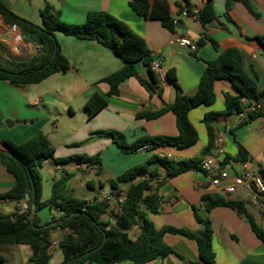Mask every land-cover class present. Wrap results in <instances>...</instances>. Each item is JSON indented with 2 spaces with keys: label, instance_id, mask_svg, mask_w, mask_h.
Listing matches in <instances>:
<instances>
[{
  "label": "crops",
  "instance_id": "0c3cea01",
  "mask_svg": "<svg viewBox=\"0 0 264 264\" xmlns=\"http://www.w3.org/2000/svg\"><path fill=\"white\" fill-rule=\"evenodd\" d=\"M168 1L174 19L173 31L164 28L159 21L136 15L129 7V0H0L14 14L34 24L38 22L40 24L39 10L46 3L53 12L60 14L64 22L72 24L83 23L90 11L108 12L141 36L151 54L161 59L160 68L163 78L158 77L157 88L153 91L146 89L136 78L130 77L120 83L117 95L108 96L106 95L108 87L100 82V79L120 68L121 61L95 42L57 34L61 52L71 67L68 72H74V77L84 75L86 78L84 88L78 94L75 93L65 99L69 116L75 115L74 106L83 107V121L73 135L59 139L57 142L53 141L46 131L47 125L52 120L50 116L52 102L48 97L54 91L59 93L63 90V86L51 88L49 85H42L47 78L61 72H56L37 84L23 86H15L7 80L0 79V149L6 151L3 144L5 140L22 143L41 131L54 147V158L73 155H98L100 158V169L97 165L87 166L73 161L57 164L52 159L45 160L38 170L41 177L42 201L50 197L52 184L61 176L68 175L64 192L66 195L87 202L108 197V211L114 213L117 208V194H124L126 185H119L116 190H111L110 181L126 170L143 164L153 154L166 155L174 161L191 158L202 160L206 155L215 154L214 147L207 153H202L208 144V135L202 117L207 112L223 111L224 93L239 95L237 89L227 80L214 82L215 101L212 105H200L189 111L188 119L197 133V141L189 147H143L133 153H123L111 138L96 133L114 130L122 133L128 143L143 136L177 135L175 115L172 111H166L151 120L135 117L138 112L159 110L165 104L174 101L175 89L165 78L167 71H173L183 94L193 96L206 63L215 60L226 49L236 48L242 53L244 71L255 77L257 89H264V48L255 39V37H264V0H245L248 6L236 1L231 3L227 14L226 0H212L216 17L205 25H202L198 19L197 12L205 5L206 0H188L189 14L179 11L175 5L176 2L180 3V0ZM180 38H187L196 49L191 51L187 46L181 45ZM207 38L212 39L216 46L214 47ZM0 43L15 60H27L38 50V46L26 41L19 30L13 32L10 26L2 21L1 16ZM136 69L140 76L146 80L150 79L148 69L141 62L137 63ZM93 92L104 96L107 105L88 118L84 103ZM237 123L235 118L227 117L211 124L213 135L220 136L223 140L221 158L234 157L238 143L252 158L248 162L250 168L260 174V171H264V118H258L239 127ZM230 129H235L234 136L229 133ZM70 145L73 148H69ZM226 163L228 168L241 169L240 163L232 159H228ZM150 168L154 169L156 166ZM157 169L159 178H163L164 171L159 167ZM77 173L81 177H78ZM206 181L205 174L200 171H188L167 179L159 188L161 196L159 213H146V218L156 229L169 225L197 231L201 226L194 218L192 208H195L200 217L210 222L213 264H264V241L255 236L246 219L228 207H215L206 211L201 200L203 194L216 193L228 199L243 201L254 221L264 229V194L255 196L250 191L240 189L235 194L226 196L197 185ZM14 183L13 176L0 164V213L2 214L13 213L20 203V201L14 203V200L1 198V195L13 187ZM59 214L57 209L48 205L35 212L40 225L51 223V219ZM101 219L114 222L108 213H103ZM127 234L129 238L135 239L138 235L137 226L128 229ZM60 236L61 232L58 229L51 233L52 245L48 251L50 254L48 264H59L62 261V254L57 246ZM163 240L174 253L158 257L146 264L198 262L194 241L172 234H165ZM0 255L3 257L0 264H27L30 249L26 245L0 243Z\"/></svg>",
  "mask_w": 264,
  "mask_h": 264
},
{
  "label": "trees",
  "instance_id": "16d2710c",
  "mask_svg": "<svg viewBox=\"0 0 264 264\" xmlns=\"http://www.w3.org/2000/svg\"><path fill=\"white\" fill-rule=\"evenodd\" d=\"M236 1L248 6L245 0H226V14L231 3ZM128 4L136 15L159 21L167 30H174V19L170 13L168 0H129ZM175 5L179 11L190 13L188 0H180V3L176 2ZM0 16L6 25H16L26 41L38 46V50L31 58L21 61L11 58L6 47L0 43L1 80H7L15 86H23L37 84L56 72H68L71 67L61 52L57 39V34H60L95 42L121 61L120 68L100 79V82L108 87L106 95H117L120 83L130 77L136 78L150 91L157 88L158 76L151 70V63L155 57L147 48L145 40L108 12L90 11L83 23L72 24L64 22L60 14L53 12L50 5L46 3L39 10L40 25H37L14 14L0 2ZM197 17L202 25L216 17L212 0H206L205 5L197 12ZM255 39L264 48V37H255ZM209 41L214 47L216 46L212 39ZM139 62L148 69L149 80L137 72L136 65ZM165 78L175 89L174 101L171 104H165L159 110L138 112L135 117L151 120L158 118L166 111H172L175 115L177 135L143 136L128 143L122 133L114 130L96 133L111 138L123 153H133L143 147H189L197 141V133L188 119V113L197 106H210L214 103L213 84L216 80L230 81L239 95L224 93L223 111H211L203 115L202 123L208 135V144L203 154L213 147L214 135L211 126L213 122L235 117L253 102L258 107L248 112L245 118L236 119L237 126L264 118V89H257L255 77H251L244 71L242 53L236 48H228L215 60L206 63L193 96L181 92L173 71H167ZM106 105L105 97L93 92L85 101L84 110L87 117L91 118ZM234 130H229L232 136H234ZM3 144L7 150L0 149V164L13 176L15 183L1 195V198L24 201L27 204V210L21 211L15 208L11 214L0 213V243L28 246L30 256L27 264H48L50 259L48 251L52 245L51 233L55 229L61 232L57 242L62 254V261L59 264H146L158 257L174 253L163 240L165 234L179 235L195 242L198 262L192 264H213L210 222L200 217L195 208H192L193 215L201 226L197 231L169 225L156 229L145 215L159 213L161 203L159 188L167 179L188 171L203 172L200 159L174 161L166 155L153 154L143 164L126 170L110 181L111 190H116L119 185H126L119 211L113 213L108 211L109 204L105 199L87 202L66 195L64 192L68 175H63L55 181L51 186L50 197L45 201L41 200V177L38 170L45 160L52 159L57 164L73 161L87 166L97 165L100 169L101 161L98 155L54 158V147L41 131L22 143L5 140ZM228 159L241 163L251 161L252 158L237 143V152L234 157L224 156L223 162H227ZM151 166L156 168L151 169ZM157 167L164 171L163 178H159ZM260 175L264 177V171H260ZM33 200L35 212L45 205L60 212L58 216L51 219L55 225L45 224L46 227H44L45 225L39 224L35 214L31 217ZM201 200L206 211L215 207L233 209L246 219L255 236L264 241V229L257 225L243 201L228 199L216 193L203 194ZM103 213H108L114 222L101 219ZM133 226L138 228L135 239L129 238L127 234V230ZM2 261L3 257L0 255V262Z\"/></svg>",
  "mask_w": 264,
  "mask_h": 264
},
{
  "label": "built area",
  "instance_id": "2783aa9c",
  "mask_svg": "<svg viewBox=\"0 0 264 264\" xmlns=\"http://www.w3.org/2000/svg\"><path fill=\"white\" fill-rule=\"evenodd\" d=\"M259 1V0H254ZM13 32H17L19 29L16 25L10 26ZM179 43L187 46L191 51L196 49V46L191 43L187 38H180ZM161 59L155 56L151 63V70H153L159 78H163V73L160 68ZM258 105L256 103L249 104L241 113L236 115L235 119H243L246 114ZM213 147L215 154L206 155L201 160V168L205 174L207 181L205 183H198V186H204L212 192H220L226 196L235 194L240 189L252 192L255 196L264 194V177L259 173L254 172L248 162H241V169L236 170L234 167L228 168L226 162H223V140L220 136H214ZM124 194L117 195V208L114 213L119 211V204L123 201ZM108 197L105 198L107 201ZM19 210H27V204L24 201H20L18 207Z\"/></svg>",
  "mask_w": 264,
  "mask_h": 264
},
{
  "label": "rangeland",
  "instance_id": "374dc122",
  "mask_svg": "<svg viewBox=\"0 0 264 264\" xmlns=\"http://www.w3.org/2000/svg\"><path fill=\"white\" fill-rule=\"evenodd\" d=\"M37 25H40L39 22ZM56 76V77H55ZM85 76L74 77V72H68L66 74L58 73L47 78L43 83L46 86L53 88L58 85L63 86V90L59 93L52 92L49 95V101L52 103L50 116L52 118L51 122L47 125V133L50 135L53 141H58L59 139L67 138L70 135H73L77 131L78 126L83 121V107L74 106V116H69L68 108L65 106V99L67 97H72L73 94H78L85 86ZM44 88V87H41ZM69 148H73L72 145ZM78 177H81L77 173ZM79 197V195H77ZM59 250V249H58ZM60 251V250H59Z\"/></svg>",
  "mask_w": 264,
  "mask_h": 264
},
{
  "label": "water",
  "instance_id": "95a60500",
  "mask_svg": "<svg viewBox=\"0 0 264 264\" xmlns=\"http://www.w3.org/2000/svg\"><path fill=\"white\" fill-rule=\"evenodd\" d=\"M6 124H7V122H6ZM5 149L7 150L6 146H5ZM14 203H15V201H14ZM34 214H35V202L33 200L32 203H31V213H30L31 217H33ZM48 225H52L53 226V225H55V222H51ZM44 227H46V226H44Z\"/></svg>",
  "mask_w": 264,
  "mask_h": 264
}]
</instances>
